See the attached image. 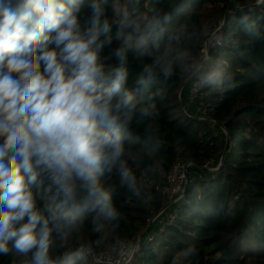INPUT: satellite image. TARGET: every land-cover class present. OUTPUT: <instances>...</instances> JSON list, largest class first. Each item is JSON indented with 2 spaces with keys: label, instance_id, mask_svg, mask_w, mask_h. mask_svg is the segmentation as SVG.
I'll use <instances>...</instances> for the list:
<instances>
[{
  "label": "clouds",
  "instance_id": "clouds-1",
  "mask_svg": "<svg viewBox=\"0 0 264 264\" xmlns=\"http://www.w3.org/2000/svg\"><path fill=\"white\" fill-rule=\"evenodd\" d=\"M140 2L0 0V257L11 254L10 264L86 261L84 245L55 253L86 214L94 231L117 218L105 188L113 172L139 194L126 141L135 119L157 113L128 87L129 59L151 61L135 81L144 87L188 59L164 44L174 38L170 13L140 12ZM202 68L193 66L199 84H215Z\"/></svg>",
  "mask_w": 264,
  "mask_h": 264
},
{
  "label": "trees",
  "instance_id": "trees-1",
  "mask_svg": "<svg viewBox=\"0 0 264 264\" xmlns=\"http://www.w3.org/2000/svg\"><path fill=\"white\" fill-rule=\"evenodd\" d=\"M153 5L172 17L174 38L164 44L188 59L147 87L135 81L151 61L129 59L128 87L141 103H155L157 113L135 119L126 141L124 159L139 194L114 171L105 188L117 218L98 221L94 231L86 214L55 254L84 245L91 255L78 264H98L94 256H116L124 247L134 252L132 264H171L192 249L184 264H264V0H141L139 11ZM206 6L214 9L208 26ZM217 28L221 44L209 52L217 82L192 96L199 75L193 66H205L199 50ZM177 164L190 166L184 194L172 204L166 190ZM12 258L0 257V264Z\"/></svg>",
  "mask_w": 264,
  "mask_h": 264
},
{
  "label": "built area",
  "instance_id": "built-area-1",
  "mask_svg": "<svg viewBox=\"0 0 264 264\" xmlns=\"http://www.w3.org/2000/svg\"><path fill=\"white\" fill-rule=\"evenodd\" d=\"M221 29L215 30L213 34L204 42V44L201 46L199 52L204 58V65L207 66V72L213 71L214 72V64L210 59V50L214 48L215 46H218L221 44ZM201 86L196 80L191 88V95L195 96L198 94L204 87ZM190 166H183L182 164H177L174 166L171 174L168 177V187L166 190V193L170 196V198H173L172 204L177 203L184 194V188L187 184V167ZM179 178V185L175 187L176 184V177L177 174ZM174 215L170 217V221L174 219ZM134 252L130 250H126L124 247H121L119 253L116 256L113 255H104V256H94V261L98 264H132V257Z\"/></svg>",
  "mask_w": 264,
  "mask_h": 264
},
{
  "label": "rangeland",
  "instance_id": "rangeland-1",
  "mask_svg": "<svg viewBox=\"0 0 264 264\" xmlns=\"http://www.w3.org/2000/svg\"><path fill=\"white\" fill-rule=\"evenodd\" d=\"M261 1V0H260ZM202 22L204 25H212V19L214 18V9H212L209 6H206L202 9ZM211 22V23H210ZM219 28H217L216 30H218ZM205 64V63H204ZM203 72H207V66L205 65L203 67ZM179 173L177 174L176 177V184L175 187H177L179 185V178H178ZM173 200V198H171Z\"/></svg>",
  "mask_w": 264,
  "mask_h": 264
},
{
  "label": "water",
  "instance_id": "water-1",
  "mask_svg": "<svg viewBox=\"0 0 264 264\" xmlns=\"http://www.w3.org/2000/svg\"><path fill=\"white\" fill-rule=\"evenodd\" d=\"M227 146H228V142H227ZM226 150H227V147H226V149H225V151H224V154H223V156H222V158H221V162H222V163H223V161H224V159H225Z\"/></svg>",
  "mask_w": 264,
  "mask_h": 264
}]
</instances>
